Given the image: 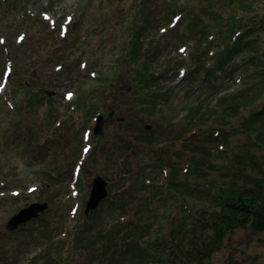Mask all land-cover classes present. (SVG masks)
Returning a JSON list of instances; mask_svg holds the SVG:
<instances>
[{
  "label": "rangeland",
  "instance_id": "374dc122",
  "mask_svg": "<svg viewBox=\"0 0 264 264\" xmlns=\"http://www.w3.org/2000/svg\"><path fill=\"white\" fill-rule=\"evenodd\" d=\"M189 9L195 17L192 23ZM262 17L264 0H0V264H35L33 258L46 253L47 246L33 236L40 223L54 238L45 264L62 259L65 264L86 263L92 254L72 250L69 232L80 226L79 219L87 220L84 211L96 176L107 182V197L96 209L104 210L101 215L90 218L96 210L88 213L94 233L119 217L125 222L133 218L140 229L154 224L165 227L164 232L170 226V231V223L184 216L180 204L170 202L172 209L166 213L159 203L147 206L148 193L137 189L144 179L166 184L165 172L173 163L184 177L190 169L185 156L189 147L212 150L208 163L220 166L215 177L234 172L240 177L236 169L221 175L226 157L232 156L233 166L241 161L234 155L236 146L256 155L255 163L241 157L240 168L264 175V150L252 145L264 143V127L255 125L260 136L253 132L250 138L247 131L238 132L250 112L264 104L256 69H247L243 53L224 72L208 70L209 82L199 72L204 64L216 63L242 32L237 29L232 37L235 21L250 26ZM139 31L153 52L143 81L159 77L165 92L155 114L147 110L149 116L137 103L140 91L133 78L139 64L129 61L128 44ZM181 46L186 48L182 51ZM237 63L240 70L228 75ZM8 68L13 73L7 82ZM118 68L121 73L111 82ZM251 88L254 92L241 100L240 108L225 115L218 105L221 98ZM95 108L93 117L87 114ZM99 115L104 116L102 132L94 134ZM221 133L230 142L227 151ZM210 175L207 180H212ZM231 180L221 178L220 184ZM31 203L48 207L10 234V219ZM158 215H165L166 224L156 221ZM59 217L65 220L60 234L55 228ZM224 244L211 264H264V234L238 229Z\"/></svg>",
  "mask_w": 264,
  "mask_h": 264
},
{
  "label": "trees",
  "instance_id": "16d2710c",
  "mask_svg": "<svg viewBox=\"0 0 264 264\" xmlns=\"http://www.w3.org/2000/svg\"><path fill=\"white\" fill-rule=\"evenodd\" d=\"M188 11L190 13L189 22L192 23L195 17H192L194 14L191 9ZM253 22L255 23L250 26H243L241 20L234 22L232 37L237 29H240L242 33L237 34L235 40L225 47L220 59L204 71L206 82L211 79L207 72L208 70L214 69V72H224L226 67L234 62L236 57L245 53L244 59L247 63V69L253 72L256 69L257 77L262 80L260 84L264 86V17L258 22L256 20ZM253 24L256 26H253ZM189 28L191 31L193 30V27L188 26ZM138 33L133 32V37L135 38L128 44L131 46L130 50L132 51L129 54V61L138 62L139 64L138 71H136L133 78L134 87L140 91L137 103L142 106L140 110L149 116L147 110H151L150 114L154 115L156 108L160 104V99L165 96V92H163L162 85L158 81L159 77L150 76V78L143 81L144 74L149 73L150 56H153V52H148L150 46L142 42L143 35L140 34V31ZM140 60L143 62L140 63ZM241 66L238 63L237 65H232V72L228 75L239 71ZM202 67L205 69L204 66ZM200 70L201 68H199V72H201ZM119 73H121L120 68L114 70L111 82L114 81ZM194 73H197V69L191 72L192 75ZM124 74H129V71H124ZM193 78L191 80H194ZM254 90L251 88L245 94H241L238 91L233 95L224 96L218 105L223 109L225 115H228V111L239 109L241 100L247 98L249 93L254 92ZM117 93L115 92V94ZM147 95H151L153 98L147 99ZM116 98L117 95H115ZM97 111L98 108L90 109L87 114L93 117L98 113ZM200 111L201 109L199 108L197 113L199 114ZM192 112L191 110L188 116L189 119ZM200 121H204V118ZM257 124L264 127V104L259 109L250 112L238 132L247 131L246 136L248 138L252 137L251 133L253 132L260 136V129L256 130L254 128ZM120 125L124 126L125 124L120 123ZM224 135L221 133L222 139L220 140L225 143L223 145L227 151V147H230V142L223 137ZM252 145L257 149L261 148L264 150L262 141H255ZM233 151L238 160L242 161L241 157H246L248 162L252 158V162L255 163L256 155L254 153L243 151L240 146H236ZM229 153H232V149ZM213 154L212 150L206 149L198 152L189 147L185 152V156L189 159L190 169L183 175L184 177L180 176L181 168H177L176 164L173 163L169 175L166 177V184L146 183L147 181L144 179L139 186L140 188L137 189L138 191L141 189L140 192L145 190L148 193L144 200L147 206L152 207V204L159 203L163 206L162 210L166 213L172 209L170 202L180 204L184 211V216L176 219L177 222L173 220L170 223L172 225L170 231V226H167V230L164 232L165 227L158 225L154 228V224H152V227L146 226L140 229L139 222L135 223L133 218L130 219L129 217L125 222L119 217V219H115L112 223L106 225L100 233H94V229L89 228V218L87 220L79 219L80 226L71 231V233L69 232L71 249L74 251L78 249L79 251L86 250L87 253L92 254L90 257L88 256L89 259L84 264H211L214 256L223 249L225 240L230 233H234L238 229H249L254 233L264 234V175H254L251 171H247V168L241 169V161H238L233 166L234 159L231 156L226 157L228 158L227 164L221 167V172H223L221 175L228 173L225 172L226 170L236 169L237 171L239 170V176L242 177L243 181L238 182L240 177H237V172H234V176L223 177L219 175V177H215L214 173L220 170V166L208 163ZM179 158H181L180 154ZM162 165L163 163L160 166ZM243 166L246 167V164ZM164 168L166 167H163L162 170ZM126 172L131 175L133 171ZM209 173H211L212 180H207L206 178L207 176L209 177ZM227 177H233V180L229 184H220L221 178ZM56 178L59 179L57 176ZM120 199H123V197H120ZM103 211V209H100L92 212L90 218L101 215ZM164 216L158 215L156 221L159 220L166 224ZM56 220L57 225L55 228L60 229L58 232L60 234L65 220L62 217ZM93 224L96 223L94 222ZM24 226L25 224L20 226L18 231L23 229ZM36 227L38 228L34 229L33 236L42 245L47 246V251L44 255H41L40 252L33 260L35 264H40L41 261L45 264L44 259L48 254H51L50 251H53L54 238L53 236L50 238V235L44 232L42 223ZM18 231L9 233L15 234ZM86 232L92 237L91 240L90 237L86 236ZM62 256H60V259H62ZM62 260L64 261V259ZM62 260L59 261V264H65ZM9 264L16 263L10 262Z\"/></svg>",
  "mask_w": 264,
  "mask_h": 264
},
{
  "label": "water",
  "instance_id": "95a60500",
  "mask_svg": "<svg viewBox=\"0 0 264 264\" xmlns=\"http://www.w3.org/2000/svg\"><path fill=\"white\" fill-rule=\"evenodd\" d=\"M50 96H53L54 93L49 92ZM104 120V116H100L97 120V125L94 129V134H99L102 132V123ZM119 121H122L120 119ZM147 130H149L151 127L146 126ZM107 197V182L100 176H97L93 180L90 198L88 200L85 213L88 215V213L92 210H96L98 206L100 205L101 201L104 200ZM48 207L47 203H33L26 208L21 209L17 214H15L10 221L7 224V229L11 232L18 230V228L33 220L36 219L39 214L46 210Z\"/></svg>",
  "mask_w": 264,
  "mask_h": 264
},
{
  "label": "snow or ice",
  "instance_id": "6c2138e0",
  "mask_svg": "<svg viewBox=\"0 0 264 264\" xmlns=\"http://www.w3.org/2000/svg\"><path fill=\"white\" fill-rule=\"evenodd\" d=\"M183 51V50H182ZM71 94H69V96H70Z\"/></svg>",
  "mask_w": 264,
  "mask_h": 264
}]
</instances>
